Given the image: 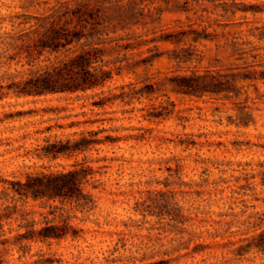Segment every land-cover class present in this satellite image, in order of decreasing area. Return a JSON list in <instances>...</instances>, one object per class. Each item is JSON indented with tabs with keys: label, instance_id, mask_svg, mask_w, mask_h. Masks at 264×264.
<instances>
[{
	"label": "rangeland",
	"instance_id": "rangeland-1",
	"mask_svg": "<svg viewBox=\"0 0 264 264\" xmlns=\"http://www.w3.org/2000/svg\"><path fill=\"white\" fill-rule=\"evenodd\" d=\"M58 1L67 0H0V174L24 181L86 162L95 209L73 211L78 237L31 239L52 209L0 190V214L11 206L12 215L0 226V264L264 263L242 252L264 230V81L245 78L264 63V0H90L110 20L92 41L113 79L87 92L21 95L35 16ZM194 71L231 90L173 91V77Z\"/></svg>",
	"mask_w": 264,
	"mask_h": 264
},
{
	"label": "trees",
	"instance_id": "trees-1",
	"mask_svg": "<svg viewBox=\"0 0 264 264\" xmlns=\"http://www.w3.org/2000/svg\"><path fill=\"white\" fill-rule=\"evenodd\" d=\"M35 19L37 23L33 25L32 31L36 37L32 41V47L26 51L32 68L28 76L19 83V94L87 92L103 89L113 79L112 70L102 63L104 51L92 41V38L102 35L110 24L101 6L90 0L58 1L48 14L35 16ZM46 53L56 55V59L51 60L49 57L45 60L49 61L48 64L37 67V62ZM260 66V71H254L253 75L245 78L264 81V63ZM171 84L173 91L190 97L221 94L231 90L230 83L219 80L216 73L210 71L204 74L194 71L191 75H178L171 79ZM115 100L117 97L103 98L94 105L103 108ZM90 133L97 135L96 131ZM99 142L95 139L71 145L54 143L47 147L46 154L56 159L67 152L84 151L90 144ZM93 175V169L86 162L76 163L72 169L64 172L42 171L30 174L24 181L9 180L0 174V190L3 195L12 193L14 197L24 201H44L52 209L53 220H47L46 226L39 231L32 229L31 239L78 237L81 231L71 223V220L78 218L73 215V211L90 212L95 209L94 197L84 188ZM67 204L73 205L71 210L66 208ZM10 211L11 206H7L0 214L2 228L4 221L12 218ZM1 236L0 234V238ZM253 250L264 254V230L242 252L249 253Z\"/></svg>",
	"mask_w": 264,
	"mask_h": 264
}]
</instances>
